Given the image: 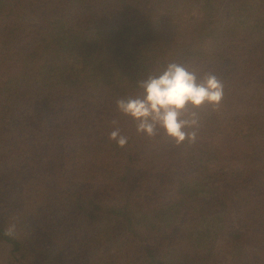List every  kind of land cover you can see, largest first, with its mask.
Here are the masks:
<instances>
[{
  "label": "trees",
  "instance_id": "16d2710c",
  "mask_svg": "<svg viewBox=\"0 0 264 264\" xmlns=\"http://www.w3.org/2000/svg\"><path fill=\"white\" fill-rule=\"evenodd\" d=\"M169 62L195 143L117 109ZM0 264H264V0H0Z\"/></svg>",
  "mask_w": 264,
  "mask_h": 264
},
{
  "label": "clouds",
  "instance_id": "9594fccd",
  "mask_svg": "<svg viewBox=\"0 0 264 264\" xmlns=\"http://www.w3.org/2000/svg\"><path fill=\"white\" fill-rule=\"evenodd\" d=\"M137 84L143 90L142 95L118 99L119 113L135 123L139 135L150 139L163 135L177 146L196 142V129L200 126L197 110L205 105L218 110L224 96V86L214 73H198L178 62H169L162 71L150 74ZM111 123L114 130L109 139L125 147L129 137L122 134L117 119ZM14 230L13 224L5 234L12 236Z\"/></svg>",
  "mask_w": 264,
  "mask_h": 264
},
{
  "label": "rangeland",
  "instance_id": "374dc122",
  "mask_svg": "<svg viewBox=\"0 0 264 264\" xmlns=\"http://www.w3.org/2000/svg\"><path fill=\"white\" fill-rule=\"evenodd\" d=\"M223 242H224V240H223V239H222V240H220V241H218V243H221V244H222Z\"/></svg>",
  "mask_w": 264,
  "mask_h": 264
}]
</instances>
